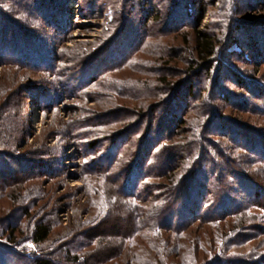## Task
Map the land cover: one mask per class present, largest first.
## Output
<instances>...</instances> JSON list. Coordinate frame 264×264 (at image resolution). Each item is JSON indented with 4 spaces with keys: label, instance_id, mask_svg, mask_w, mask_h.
<instances>
[{
    "label": "rangeland",
    "instance_id": "374dc122",
    "mask_svg": "<svg viewBox=\"0 0 264 264\" xmlns=\"http://www.w3.org/2000/svg\"><path fill=\"white\" fill-rule=\"evenodd\" d=\"M27 1L32 0L21 2ZM129 1L122 0L123 6L118 10L100 4L93 14L84 9L89 0H70L63 6L57 3L55 13L62 12L64 16L54 20L55 24L48 28L44 27L48 24L42 26L25 11L20 13L10 6L6 7V18L0 17V154L12 158L10 161L6 158L9 166L5 172L0 168V231L7 226L14 228L26 241L24 246L28 250L34 249L28 244L33 226L40 222L51 224L54 236L46 248L57 264H65V254L55 255L60 246L67 244L81 247L84 264H188V259L192 263L195 259L199 262V256H203L201 262L211 261L218 255L215 234L218 241H223L219 238L222 228L219 225L196 223L182 238L172 240L167 234L156 238L151 231L139 229L134 225L132 212L137 207L130 204L128 197L119 195L118 186L110 184L109 179L117 172H109V163H101L111 154L110 126L120 122L116 135L130 133L131 136L132 128L143 119L138 117L129 124L124 121L122 115L134 108V101L126 97L130 90L126 89L128 83L141 78L153 80L164 68L165 61L148 54L149 51L179 46L182 39V34H167L169 30H163L158 36L151 35L145 51L132 65L108 71L112 66L121 65L131 53L126 51L120 57L110 54L109 59L107 55L100 59L102 49L114 40L115 11L125 17L122 13L125 8L132 10L130 5L128 7ZM170 1L175 4L176 0H157L148 8L167 13ZM181 4L190 14L186 22L190 31L218 36L221 42L228 36L229 48L222 47L215 57L219 64L213 71V81L228 90L231 76L243 80L248 94L235 93L246 102L244 105L251 109L254 105V111L249 116H239L253 117L255 122L260 120L264 129V118L258 117L264 105V50L251 54L252 51L245 49L251 43L256 47L260 35L264 36V0H198L193 3L183 0ZM135 18L131 15L130 21ZM18 33L25 36L24 43H28L22 52L28 60L22 61L13 55ZM96 55L97 60L93 61ZM30 59L34 65H29ZM87 59L90 62H86ZM79 63L81 66L92 64L95 73L80 69L83 66L79 68ZM52 65L57 67V76L50 70ZM222 65L229 68L222 69ZM184 67L181 64V68ZM175 75L171 81L202 86L195 76ZM62 85L67 87L66 91ZM257 93H262L261 98ZM197 94L200 93L197 91ZM203 97L193 104L196 108L205 101L217 107L225 104L207 89ZM153 105L159 104L154 102ZM100 119L107 121V125L99 126ZM4 122L12 127L4 128ZM138 136L147 137L146 134ZM136 205L150 211L155 203L137 200ZM24 208L32 218L20 214ZM135 254L139 255V261H134Z\"/></svg>",
    "mask_w": 264,
    "mask_h": 264
},
{
    "label": "trees",
    "instance_id": "16d2710c",
    "mask_svg": "<svg viewBox=\"0 0 264 264\" xmlns=\"http://www.w3.org/2000/svg\"><path fill=\"white\" fill-rule=\"evenodd\" d=\"M21 1L0 0V17L6 18V7L10 6L16 8L17 12L25 11L28 17L42 26L48 24L44 26L48 28L55 24L54 20L64 16L62 12L55 13V5L59 3L63 6L70 0H32L25 4ZM154 1L157 0H130L128 7L130 5L132 10L126 11L125 8L122 12L128 18L121 17L119 11H115L114 40L106 49H102L100 59L106 55L109 59L110 54L120 57L131 53L121 65L112 66L108 71L132 65V61L145 51L147 38L151 35L169 30L167 34H182V39L179 46H163L149 51L148 54L165 61L164 70L154 75L153 80L141 78L128 83L126 89L130 90L126 97L134 101V108L122 115L124 121L129 124L138 117L143 119L132 128L131 136L130 133L116 135L120 122L110 126L112 130L115 129L114 132L108 131L111 154L109 159L104 157L101 163H109V172H117L113 179H109L110 184L118 186L119 195L128 197L130 204L137 207V210H132L134 225L141 230L151 231L156 238L166 234L170 240L182 238L196 223L222 227L219 238L223 241H218L216 234L215 239L210 238L215 240L218 255L211 261L206 259L201 262L203 256H199V262L195 259L192 263L188 259V264H264V129L260 120L255 122L253 117L246 119L239 116H249L254 111V105L252 109L244 105L246 102L243 103L242 97L235 93L248 94L243 80L234 78L231 73L232 83L228 90L213 81V71L219 64L215 57L222 47L229 48L228 36H224L221 42L218 36L199 30L190 31L186 25L190 14L182 8L183 0H176L175 4L170 1V5L167 3L170 6L167 13L148 8ZM194 1L198 0H188L190 3ZM89 2L90 5H84L88 14L99 9L100 4L104 8L112 6L114 10L123 6L122 0ZM129 15L136 16V21H130ZM259 39L256 47L251 43L245 49L252 51L251 54L262 52L264 36L260 35ZM247 40H250L249 36ZM24 41L25 36L18 33L13 44V55L22 61L28 60L22 53L28 44ZM34 48L36 51L37 47ZM96 58L97 55L93 61ZM34 64L31 61L29 65ZM81 64L77 66L80 68ZM181 64L185 67L181 68ZM82 66L80 69L84 68L85 72L93 71L92 64ZM228 68V65H222V69ZM50 70L57 76L56 66L52 65ZM140 70L143 71V66ZM179 73L189 78L195 76L198 85L202 86L197 88L191 82L179 84L171 81ZM62 87L66 91L67 87ZM206 89L225 104L217 107L205 101L196 108L193 104L204 98ZM257 94L261 98L262 93ZM154 102L159 105H153ZM262 107L263 112H259L258 117L264 118V105ZM106 122L101 120L97 124L106 126ZM2 126L7 129L12 127L6 122ZM139 134H146L147 137L139 138ZM6 158L10 161L11 156L0 154L2 172L9 166ZM137 200L155 205L149 211L136 205ZM138 213L142 216L138 217ZM20 214L32 218L26 208L21 209ZM30 231L28 244L34 249L28 250L24 246L26 241L16 234L14 228L7 226L0 231V264L6 261L7 264H57L54 255L46 248L54 236L53 226L40 222ZM59 248L55 256L65 254V264H84L81 247L67 244ZM29 250L34 251L30 253ZM138 256L134 255V261H139Z\"/></svg>",
    "mask_w": 264,
    "mask_h": 264
},
{
    "label": "bare ground",
    "instance_id": "6f19581e",
    "mask_svg": "<svg viewBox=\"0 0 264 264\" xmlns=\"http://www.w3.org/2000/svg\"><path fill=\"white\" fill-rule=\"evenodd\" d=\"M40 125L38 124L37 127H39Z\"/></svg>",
    "mask_w": 264,
    "mask_h": 264
}]
</instances>
